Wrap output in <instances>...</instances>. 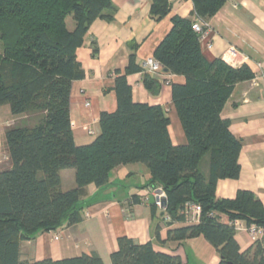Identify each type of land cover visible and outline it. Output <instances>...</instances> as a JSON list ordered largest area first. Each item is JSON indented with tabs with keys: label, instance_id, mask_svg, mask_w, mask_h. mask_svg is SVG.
Wrapping results in <instances>:
<instances>
[{
	"label": "trees",
	"instance_id": "1",
	"mask_svg": "<svg viewBox=\"0 0 264 264\" xmlns=\"http://www.w3.org/2000/svg\"><path fill=\"white\" fill-rule=\"evenodd\" d=\"M228 0H193L191 17L171 16L172 27L153 52L161 69L152 73L129 56L124 72L116 71L117 109L103 111L95 140L77 145L70 101L73 82L85 71L77 56L92 23L111 18L113 0H0V106L8 105L15 123L4 131L7 165L0 168V264H106L96 253L63 259L21 260V243L36 234L57 231L84 219L87 186L103 188L119 165L142 163L150 171L147 187L162 186L171 220L190 224L170 229L168 239L203 236L216 249L219 264H264V238L242 251L232 223L264 226V205L247 190L234 199L218 198L217 183L241 173V141L222 111L237 83L254 77L244 64L234 67L203 53L193 23H208ZM151 16L159 21L171 13L170 0H151ZM142 73L145 87L159 94L172 82V101L187 143L175 144L168 110L160 104L136 102L128 76ZM208 159L207 172L202 162ZM76 170V186L62 187L61 171ZM202 208L192 221L187 204ZM153 214L162 212L149 199ZM109 264H186L181 257L155 250L121 236Z\"/></svg>",
	"mask_w": 264,
	"mask_h": 264
},
{
	"label": "crops",
	"instance_id": "2",
	"mask_svg": "<svg viewBox=\"0 0 264 264\" xmlns=\"http://www.w3.org/2000/svg\"><path fill=\"white\" fill-rule=\"evenodd\" d=\"M170 2V15L157 21L151 16V0H113L115 9L111 18H98L92 23L83 45L77 50L85 77L74 81L71 91L70 115L77 145L92 143L100 132V114L117 109L116 71H125L130 54L135 51L138 63L145 66L170 31L171 16H193V0ZM208 28L201 45L209 60L221 58L234 67L246 64L254 72L253 78L235 85L222 111V117L230 121L231 131L242 144L241 173L237 179L220 180L216 196L234 199L238 191L247 190L264 205V79L260 76L264 69V0H228L208 20ZM209 42L211 47H207ZM231 49H235V53ZM161 78L166 82L161 92L154 94L145 87L142 73L129 75L133 98L136 102L164 106L171 119L173 142L185 144L187 137L171 93V83H182L184 77L162 75ZM87 102L90 105L87 106ZM15 120L8 105L0 106V168L8 163L4 131ZM207 160L202 162L204 172L208 169ZM150 177L149 169L142 163L117 166L111 171L107 186L100 189L94 184L87 186L82 202L84 212L90 214L88 217L23 241L21 260L33 262L96 253L109 264L111 253L117 249V239L128 236L138 243L151 242L155 250L179 256L186 264H219L216 249L203 236L168 239L170 229L188 225V221L169 224L162 218V212L153 214L151 206L134 200V196L143 193ZM61 178L63 189L76 186L74 168L63 169ZM222 221L230 223L226 215H222ZM57 234H60L59 239H55ZM236 238L242 251L254 244L246 230H236Z\"/></svg>",
	"mask_w": 264,
	"mask_h": 264
},
{
	"label": "built area",
	"instance_id": "3",
	"mask_svg": "<svg viewBox=\"0 0 264 264\" xmlns=\"http://www.w3.org/2000/svg\"><path fill=\"white\" fill-rule=\"evenodd\" d=\"M193 28L195 31L200 33L201 40H205L207 33H208V23L204 22L202 20H196L193 23ZM212 43H207V47H211ZM232 53H235V49L230 50ZM145 66L148 67V69L154 73L158 74V72L161 69L160 63L155 60L153 57H150L146 60ZM260 76L262 79H264V69L261 70ZM88 104V103H87ZM90 133L92 134L93 131L91 130ZM144 203L146 205H149V199L153 201L157 205V207L162 211V213L165 215V218L167 220H171V216L168 212L167 207V193L164 190L162 186H157L155 188L153 187H147L144 191ZM202 212V208L199 204L189 203L187 204V213L190 215L192 221H198L200 214ZM90 214L88 212L85 213V217H88ZM197 215V217H196ZM235 227L236 230H246L248 233H250L251 237L254 241L257 239L264 238V226H259L256 224L247 225L243 220H235L233 222L230 221ZM60 234L55 235V239H59Z\"/></svg>",
	"mask_w": 264,
	"mask_h": 264
},
{
	"label": "rangeland",
	"instance_id": "4",
	"mask_svg": "<svg viewBox=\"0 0 264 264\" xmlns=\"http://www.w3.org/2000/svg\"><path fill=\"white\" fill-rule=\"evenodd\" d=\"M87 103H88V104H87ZM87 103H86L87 106L90 105V102H87ZM93 134H94V133H92V135H93ZM196 217H197V215H196ZM84 218H85V216H84Z\"/></svg>",
	"mask_w": 264,
	"mask_h": 264
}]
</instances>
